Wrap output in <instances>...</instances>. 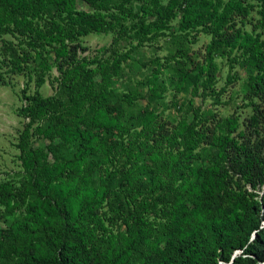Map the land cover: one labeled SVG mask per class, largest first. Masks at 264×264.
<instances>
[{"label":"trees","instance_id":"1","mask_svg":"<svg viewBox=\"0 0 264 264\" xmlns=\"http://www.w3.org/2000/svg\"><path fill=\"white\" fill-rule=\"evenodd\" d=\"M78 1L93 10L79 9ZM134 1L140 3L137 11ZM257 1L260 24L248 31L237 26L238 18H246L255 6L247 0H0V33H18L31 46L9 61L12 70L23 71L33 61L35 73L42 76L52 63L62 68L72 44L82 36L111 32L117 26L125 31L123 21L133 19L131 38L137 40V47L163 35L171 20L179 17L182 29H201L212 36L207 47L209 66H201V72L213 66L212 52L223 48L230 68L240 63L253 69L249 88L264 99V0ZM50 5L56 7L54 13H48ZM31 20H42L43 27L32 26ZM258 27L262 31L256 32ZM235 50L239 54L231 56ZM128 57V53L121 56ZM119 62H101L95 69L70 62L67 73L62 69V81L72 73L83 79L74 81L78 90L68 102L61 100L58 107L53 97L36 92L19 109L28 120L20 145L25 178L19 186L0 181V202L8 209L25 208L21 219L5 228L0 225V259L17 255L21 264H257L264 260V239L258 233L264 219V191L257 200L255 193L240 186V181L254 188L264 183V151L248 150L234 137L236 117L226 118L225 132L210 136L200 107L190 123L171 129L156 124L151 112L141 114L142 129L121 149L114 142L101 141L96 128L131 132L110 111L107 84L110 70ZM4 63L0 58V65ZM96 72L102 78L99 90L93 82L87 83ZM233 80L229 74L227 82ZM214 81L215 76L209 75L208 86ZM0 82H4L1 73ZM49 114L57 122L36 128L52 142L57 138L61 144L78 142L73 157L49 160L41 149L24 145L30 127ZM205 141L217 147V157L210 165L197 166L198 149ZM95 153L101 157L95 159ZM145 153L156 161V170L153 180L143 184L136 172ZM122 157L126 158L122 168L106 167L99 183H93L94 168L108 161L118 163ZM115 170L126 174L121 189L125 204L117 203L112 185ZM106 206L120 217L104 210ZM150 213L153 220H164L166 239L153 235ZM253 233L257 235L249 242ZM237 249L243 252L231 261Z\"/></svg>","mask_w":264,"mask_h":264},{"label":"rangeland","instance_id":"2","mask_svg":"<svg viewBox=\"0 0 264 264\" xmlns=\"http://www.w3.org/2000/svg\"><path fill=\"white\" fill-rule=\"evenodd\" d=\"M221 1L225 3L227 0ZM247 1L255 6L246 18L243 20L238 18L237 26L252 31L253 24H260V6L257 0ZM132 6L137 11L140 3L134 1ZM78 8L93 10L84 1H78ZM55 11L56 7L50 5L48 13ZM151 18L149 17V20ZM134 21L136 20L123 21L127 25L125 31L119 30L120 27L117 26L111 32L91 33L80 37L72 44L69 60L65 59L63 67L52 63V68L42 76L35 73L33 61H30V68L20 72L12 70L9 61L15 59V55L22 49L30 50L31 46L27 42L28 38L18 33H0V58L5 59L6 62L0 65V73L4 79V82H0V181L11 180L19 186L25 178L20 145L21 135L28 120L19 115V109L27 102V97L39 92L43 97H53L59 107V101L68 102L71 95L78 90L74 81L83 79V76L72 73L70 78L65 77V83L62 81V69H65L67 73L70 62L73 63L71 66L78 65L81 69H95L101 62L120 61L118 68L110 70L111 82L107 84L111 90L110 111L112 115H118L131 132L125 134L115 128H96L100 140L107 144L114 142L117 149H121L122 144L129 139L135 138L142 129L141 114L151 112L154 114L156 124L171 129L179 123H190L194 118L195 109L200 107V112L205 119L203 123L210 136L225 132L226 118L236 117L239 124L237 131L233 134L234 137L248 150L264 151V99L254 95L249 88V77L253 69L240 63H235L230 68L228 55L223 48H219L211 54L213 66L209 67L208 72L206 70L201 72V66H209L207 47L212 36L201 29H182L179 17L171 20L163 35L149 39L136 47L137 40L131 38L134 32L131 25ZM30 24L36 28L43 27L42 20H31ZM260 31L262 28L258 27L256 32ZM126 53L129 57L121 58ZM237 54L239 51L235 50L231 56ZM229 74L234 77L231 83L227 82ZM209 75L215 76L211 86H208ZM101 80V74L96 72L92 74V78L87 79V83L93 82L99 90ZM212 89L216 92H210ZM56 114L59 115L58 110ZM57 120L58 118L53 117L52 114L37 120L26 134L24 141L26 148L41 149L47 154L49 160L73 157L78 142L61 144L59 138L52 142L45 133L36 128L39 125L44 129L50 123L55 124ZM198 151L200 157L196 161L197 166L210 165L217 157V147L208 141L203 142ZM93 157L96 159L101 155L95 153ZM125 161L126 158L122 157L118 163L108 161L94 168L93 183L95 185L99 183L100 173L106 167L114 169L113 165H115L122 168ZM139 161L143 166L136 172L138 181L143 184L152 181L156 161H153L148 153L143 154ZM115 172L112 185L117 203L120 204L125 201L121 189L125 186L126 174L123 170L118 172L115 170ZM240 186L249 193H255L257 196L254 199L257 200L264 191V183L254 188L250 183L240 181ZM24 208V206H15L8 209L0 202V225L5 228L21 219ZM106 209L112 216L120 217L118 212L109 210L107 206L104 210ZM149 216L153 220V213ZM118 221L121 222V218ZM116 229L117 226H114L113 230L116 231ZM153 229V235H162L166 239L168 234L165 232L164 220L161 217L154 218ZM258 230H260L258 233L262 236L261 239H264V219L261 220ZM256 235L253 233L249 242H252ZM161 245L164 246V242ZM242 252L241 249L235 250L231 261ZM263 261H258L257 264ZM221 263L224 262L221 261ZM0 264H21L20 256L1 258Z\"/></svg>","mask_w":264,"mask_h":264},{"label":"built area","instance_id":"3","mask_svg":"<svg viewBox=\"0 0 264 264\" xmlns=\"http://www.w3.org/2000/svg\"><path fill=\"white\" fill-rule=\"evenodd\" d=\"M261 264H264V261Z\"/></svg>","mask_w":264,"mask_h":264}]
</instances>
